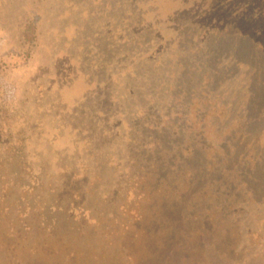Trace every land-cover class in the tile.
Here are the masks:
<instances>
[{"label": "rangeland", "instance_id": "374dc122", "mask_svg": "<svg viewBox=\"0 0 264 264\" xmlns=\"http://www.w3.org/2000/svg\"><path fill=\"white\" fill-rule=\"evenodd\" d=\"M136 5L0 0V264H264V164Z\"/></svg>", "mask_w": 264, "mask_h": 264}, {"label": "trees", "instance_id": "16d2710c", "mask_svg": "<svg viewBox=\"0 0 264 264\" xmlns=\"http://www.w3.org/2000/svg\"><path fill=\"white\" fill-rule=\"evenodd\" d=\"M136 1L143 23L155 13L161 27L166 20L171 24L178 45L185 43V49L172 48L170 78L191 74L195 83L202 81L211 106L208 114L214 112L224 123L220 131L227 148L222 152L231 163H246L254 177L258 164H264V0H144L143 7ZM167 3L171 11H166ZM151 51L150 56L155 54ZM155 52L160 57L167 51ZM188 53L194 54V66L185 59Z\"/></svg>", "mask_w": 264, "mask_h": 264}]
</instances>
